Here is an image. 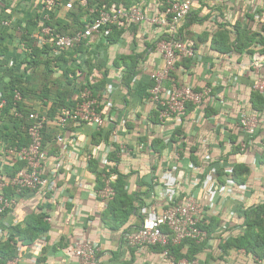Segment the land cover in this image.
<instances>
[{"label":"crops","instance_id":"crops-1","mask_svg":"<svg viewBox=\"0 0 264 264\" xmlns=\"http://www.w3.org/2000/svg\"><path fill=\"white\" fill-rule=\"evenodd\" d=\"M24 20L19 17L17 24ZM181 29L184 38L195 42L197 56L178 61L171 81L196 89L212 86L209 107L188 106L184 113L160 122L147 92L161 64L154 50L162 36L160 28L135 26L112 41L99 61L88 57L90 71L97 69L102 79L107 74L101 91L105 93L104 127L98 132L91 124L70 123L60 130L54 124L58 110L49 112L43 133L44 167L52 189L5 191L17 203L0 218V242L7 241L14 228L24 230L37 216L48 225L32 244H23L16 235L21 264H79L67 253L78 241L97 243L99 264H166L159 249L126 248L122 235L126 226H140L151 216L152 206L162 212L191 195L206 207L204 226L213 223L215 238L223 240L216 252L205 248L196 257L208 264H254L255 255L248 257L237 248L224 251L221 245L238 234L240 210L264 203V123L246 151L240 145L247 137L238 124L244 112L264 120V98L252 88L255 69L251 65L257 55L264 75V0H196ZM12 33L9 36L17 35ZM6 35L0 41L1 77L7 72L5 61L18 56ZM11 142L0 133V167L9 176L23 167L2 151ZM234 147L239 153L233 152ZM239 163L249 168L242 183L234 179ZM106 166L125 177L135 206L129 223L118 230L103 220L105 210L96 197L98 175ZM229 212L235 214L232 220ZM189 247L186 243L184 255Z\"/></svg>","mask_w":264,"mask_h":264},{"label":"built area","instance_id":"built-area-1","mask_svg":"<svg viewBox=\"0 0 264 264\" xmlns=\"http://www.w3.org/2000/svg\"><path fill=\"white\" fill-rule=\"evenodd\" d=\"M196 0H141L129 6L117 3H104L92 7L85 17L83 29L74 33L63 34L59 26H52V21L66 25L71 21L68 14L75 4L87 6V0H0V41L12 40L17 48L15 58L5 61V76H0V133L8 121L3 113L9 105L6 83L10 81L11 71L20 68L26 73L20 76L23 82L33 70L36 60L41 58L54 66L57 74H63L66 67H71L69 78L79 86L75 103L71 107H62L54 118V124L60 130L70 124H91L99 132L105 125L102 107L105 104L103 94L94 93L91 89L102 78L97 69L90 71L86 66L87 58L93 62L99 61L104 49L110 46L109 34L114 30L129 33L130 29L142 25H150L162 30V36L154 45L155 52L160 56L161 64L151 76L152 85L148 89V101L158 112L161 123H166L177 115L184 113L188 106L208 108L213 98L212 86L196 89L190 85H179L171 81L176 63L182 60L196 58V45L193 40L186 39L182 33L183 22L192 14ZM25 20L17 24L18 18ZM29 17V18H26ZM29 20L35 24L33 33L29 36L26 24ZM16 32V36L13 35ZM15 35V34H14ZM82 48L83 51H80ZM38 52V53H37ZM28 55L25 62L24 58ZM0 57H4L0 53ZM252 67L255 73L252 88L255 93L264 96V75L260 72L259 57L254 56ZM3 64H0L2 71ZM19 66V67H18ZM1 73V72H0ZM118 83L122 75H118ZM10 113L19 120L28 118L30 125L26 136L28 141L21 146H5L2 151L12 159L18 160L23 167L9 176L0 167V218H4L17 201L6 195L10 189L44 191L52 189L44 167V129L49 121V106L51 100L43 99L30 102L25 99L18 88L13 90ZM22 105L32 107L29 113L22 111ZM264 120L254 112H244L239 118V126L247 139L240 145L246 151L253 145V136L259 132ZM143 146H140L142 149ZM129 151V149H127ZM255 163V162H254ZM103 186L96 190L100 206L105 210L115 197L113 184L118 179V173L110 166L102 170ZM206 207L194 196H187L181 202H174L162 212L156 206L150 208L151 216L146 217L140 227L125 231L122 242L126 248L144 249L159 248L160 258L166 264H208L199 257L189 259L178 257L172 248L178 247L185 241H194L204 245L208 251H217L222 238L210 235L204 226L203 216ZM235 217L229 212L228 219ZM50 220V219H47ZM7 234L3 236V239ZM218 241L219 245L214 244ZM225 240L224 242H226ZM245 254L242 250L240 251ZM70 257L77 259L79 264H99V246L94 241H78L67 250ZM254 264H262V260L253 256ZM2 264H21L17 255Z\"/></svg>","mask_w":264,"mask_h":264},{"label":"trees","instance_id":"trees-1","mask_svg":"<svg viewBox=\"0 0 264 264\" xmlns=\"http://www.w3.org/2000/svg\"><path fill=\"white\" fill-rule=\"evenodd\" d=\"M112 2L124 6H129L132 4V0H87V6L85 7L78 3L74 5L73 10L68 14V19L71 21L70 23L62 25L60 22L52 21L51 25L57 27L59 26L58 31L63 34L74 33L77 30L84 28L85 19H83V16L85 13H88L90 8ZM34 29L35 24L32 22V20H29L26 24L27 35L30 36ZM114 31L116 32L113 37H110V43L112 41H117L123 36L122 31H118L117 29ZM79 50L83 51L82 48H79ZM227 50L219 51L227 52ZM0 53L4 52L0 51ZM27 59L28 55H26L24 61L26 62ZM88 61L89 60L87 58L86 62ZM71 71V67H66L63 74L59 75L56 73L54 66L50 62H45L41 58L36 60V64L31 71V74L27 76L26 82H23L22 79H20V76L26 74L21 72L20 68L11 71L12 78L5 85L7 96L9 98V105L3 113L4 117L8 120L4 126L5 128L3 135H6L12 140V142L8 143L7 146H21L23 142L28 141L26 132L28 126L30 125L28 118L19 120L10 113L12 107L11 101L13 97V90L15 88L21 90L25 99L30 102H38L43 99L51 100L52 104L49 106V112L53 113L56 110L59 111V109L65 106L71 107L75 103V97L79 86L76 82L69 78L68 74ZM106 78L107 74L104 75L102 80L91 87L95 94L100 93L105 89L107 82ZM256 95L258 97L264 98V96L259 94ZM21 107L22 111L25 113H29L32 110V107H28L27 105H22ZM233 152L239 153L238 148L234 147ZM93 168L96 169V163H94ZM248 170V166L239 163L234 169L235 181L239 183L244 182L242 175L248 172ZM102 172L103 171H100L98 175L99 187L103 186ZM113 187L115 190V197L109 204L108 208L105 209L103 220L108 224L110 229L118 230L125 227L129 223V220L131 219L135 210V206L133 205L134 203L132 198L126 191V182L124 176L118 174V179L113 184ZM240 212L242 220L241 224L238 226V234L228 239L224 244L221 245V248L224 251L229 250L230 248L244 249L247 252L248 257L255 255L264 260V203L242 209ZM32 220L33 222L30 221L29 226L24 230H22L20 227L14 228L12 231H10L9 238L7 236V241L0 242V264L16 256V244L18 242L15 240L16 235L19 234V240L23 244H32L39 238L40 235L48 230V225L43 222L42 216H37ZM138 227L140 226H126L125 231H131ZM203 228L206 229L209 234L214 235L213 232L215 230V226L213 223L210 226H203ZM186 243H190V247L188 248V254L184 255L182 253V249L185 247ZM204 249V245H197L194 241H185L180 246L172 248V251L178 257L186 256L189 259H194Z\"/></svg>","mask_w":264,"mask_h":264}]
</instances>
